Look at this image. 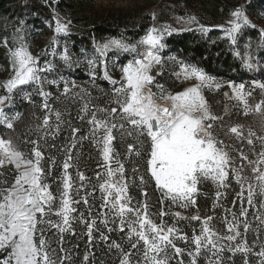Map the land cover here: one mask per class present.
<instances>
[{
    "label": "snow or ice",
    "instance_id": "1",
    "mask_svg": "<svg viewBox=\"0 0 264 264\" xmlns=\"http://www.w3.org/2000/svg\"><path fill=\"white\" fill-rule=\"evenodd\" d=\"M230 16L231 19L228 21L230 27L222 30L235 45L237 34L242 28H256V25L251 23L243 7L233 9ZM152 19L155 20L154 14ZM185 22L198 24L195 16L188 17ZM68 28V24L56 20L57 34H67ZM199 29L204 33L210 30L203 25H200ZM165 32L171 34L168 28L152 27L138 44L113 38L99 44L95 49L99 65H103V79L112 85H118L113 88L112 103L116 107L99 109L104 113L100 118L97 117L96 111H93L88 120L91 126L89 136L79 137V140L90 138L102 157L101 166L105 169L104 175L96 174L97 180L102 181L98 184L101 192V207L106 210L101 223L108 232L118 230L123 233L127 229L125 238L131 249L141 255V260H138L137 264H170L174 257L169 255V249L175 257H182L184 250L176 246L175 239L190 242L194 246L193 250L187 253L191 258L190 264H197V258L205 252L209 254L208 264H224L225 252L233 255L239 252L247 257L252 252V247L248 245L246 237L241 240L238 238L252 230V225L247 219L248 208L244 207L245 201L249 207H256L254 198L257 195L264 198V136H257V133L251 129L245 134L241 125L229 127L226 135L234 136L241 142L246 141L247 145L253 147V151L256 140L261 145V150L255 153V159H250L242 150L240 151V159L246 162L252 173L251 176L244 175L246 165L241 163L236 166L230 152L226 150L229 146L216 136L214 122L221 118L210 111L202 94V88L214 86L219 89L220 84L215 83L197 67L181 64L184 78L195 79L198 81L197 84L175 94L166 93L163 85L159 84H155L158 91H152L154 77L151 73L154 67L162 64L159 53L165 47L162 43ZM259 32L261 46L264 47V29H259ZM18 39L21 41L20 45L10 53L13 75L5 83L0 84L5 90V94L0 95V124L10 130L14 129V121L20 118V113L16 112L9 116L5 106H11L14 96L20 94H23L24 100L31 102V93L26 92L25 87L35 85L38 95L44 97L42 108L46 112L36 129L43 130L47 136L52 134L48 131L52 113L48 97L51 93L43 90V83L47 78L42 76V73L52 71L53 64L51 61H45V65L41 67L39 58L34 57L24 46L23 37L18 36ZM56 43L54 40L50 46L53 57L57 55ZM138 46H145L144 51L138 52ZM110 51L136 54L135 58L128 60L122 66L120 81L112 79L108 73L106 57ZM48 52L49 50L46 49V55ZM60 59L66 66L72 67L73 60L67 48L60 54ZM88 65L92 69L94 80L95 67L99 65L97 61L91 59L88 60ZM244 65L249 70L257 67L251 54L245 58ZM47 82L52 85L58 84L56 80ZM72 86L75 87L74 82ZM229 87L232 88L236 100L243 104L245 115L252 111L264 114V99L254 107H249L252 92L246 93L243 83L230 84ZM255 87L264 91V83L255 84ZM69 92L68 82L64 81L63 95L67 96ZM157 100H162L169 106H162ZM82 111L87 114V106ZM54 114L59 122L61 113L56 111ZM80 119L83 120L84 116ZM55 130L59 131V123ZM79 131L78 128L71 129V143L63 149L66 155L61 165L58 200L51 186L46 182L56 165L55 158H48L49 166L45 169L42 163L45 157L40 150L38 140L28 141L33 148L29 154H25L11 139L0 138V254H2L0 264H70L71 250L63 247V244L65 233L76 234L73 228L74 220L85 226L84 234L88 238L89 247L92 246L93 233L99 230L96 228V220L85 218L83 212L78 216L73 215L77 211L75 205L80 203L88 205L87 195H90H85L81 200H75L72 196L73 180L69 169L73 167V151L78 143ZM117 131L121 133L122 141L126 138L132 139L133 142L127 144L126 155L129 158L144 160L147 173L154 181L156 189L162 194L161 203L170 200L180 208L196 207L199 185L202 181L210 180L217 188L216 202L213 204L215 209L221 197H226L231 173L240 186L236 199L240 201L241 206L238 215L230 209H225L226 214L223 219L227 234L221 235L214 230L211 226L213 217L208 216L201 222L199 234L194 230L189 241L188 236L182 234L175 226L165 227L163 223L153 222L146 203L137 202V205L133 206L132 197L128 195L125 165L120 161V154L114 148L113 142ZM113 161L115 167L112 166ZM132 171L135 174L139 168L134 167ZM5 172L11 173V181L5 176ZM77 178L81 183L75 189V193L79 195L80 190L85 187L84 181L87 178L79 171ZM144 183V177L140 176V184ZM142 195L146 196L147 193ZM235 203L236 200L233 201L234 206ZM262 210H264V202L259 205L254 216L259 225L264 226ZM109 212L114 217L111 223L118 222L116 229L108 227ZM90 213L89 206V215ZM166 214L164 211L160 212L161 217ZM52 216L58 219L53 220ZM175 217L184 219L179 212L175 213ZM191 219L201 221L199 215L192 216ZM241 226L243 233L240 231ZM50 230H55L53 234L57 237L59 251L51 247L49 237L46 236V232ZM256 231L258 232L259 228ZM100 239L107 242L108 236L101 232ZM112 249L120 253V264H132L133 253L125 252L115 241L108 244V250ZM255 254L261 258V264H264V246ZM91 255V252L84 255L85 264H88ZM177 264H183V261L178 260ZM244 264H248L247 259Z\"/></svg>",
    "mask_w": 264,
    "mask_h": 264
},
{
    "label": "trees",
    "instance_id": "2",
    "mask_svg": "<svg viewBox=\"0 0 264 264\" xmlns=\"http://www.w3.org/2000/svg\"><path fill=\"white\" fill-rule=\"evenodd\" d=\"M264 2V0H262ZM252 0H161L155 12L157 20L168 21L174 16L191 15L195 16L198 24L183 31L171 32L164 38L165 48L162 51V64L152 69L154 77L153 92L158 89L155 84L163 85L166 93L175 92L182 88V82L177 78L176 71L181 68V64H191L204 69L212 76L223 78L228 81L246 82L248 92H252L249 98V104L254 107L261 99H264V91L255 87L253 80L257 79L264 83V69L249 70L244 67L242 61L236 55L234 45L231 40L223 34L222 28L218 26L223 18L230 16L233 9L244 5L251 6ZM151 2L146 6H135L129 9H99L97 8V0H0V66L8 70L11 66V50L16 47L12 41L18 36H22L29 26L38 25L43 28V35L55 32L56 20L69 25L68 33L61 34L64 45L68 50L69 55L73 60L71 68L66 66L59 56L52 58V64L55 71V76L58 78L64 76V79L56 80L57 85H49L48 104L52 109L50 114L49 134L45 136L44 131H37L36 126L40 124L46 115L42 108L44 97L32 96L31 102L24 100L22 96L14 97V107L20 113V118L14 123V129L6 128L2 137L11 139L14 145L22 150L25 154H29L33 148L29 140H38L40 150L43 152L45 160L42 162L45 169L48 168V158H55L56 165L52 169V175L48 177L47 183L51 186L54 195H59V187L61 177V165L65 159V149L72 138L71 129L78 128L80 131L77 134V146L73 151V167L69 169L73 180V192L77 200H81L87 194L88 205L83 203L77 204V209L84 210L88 219H95L99 210L97 196H99V187L94 183V178L98 164V158L102 163V157L99 150L91 146L89 139L79 140L81 136H89L90 125L88 120L91 118V113L96 111L98 118L104 115L99 109L116 107L113 100V88L118 85H112L109 81L103 79L101 66L98 62V68L95 73V79L86 70L85 67L79 65L77 54L82 52L84 48L92 47L104 43L106 39H121L127 42H134L141 39L149 30L152 19L150 11ZM178 3H184L192 12L181 9ZM6 19L7 24H2L1 21ZM48 22V23H46ZM52 24V25H51ZM203 25L210 29L206 33L201 32L199 26ZM50 26V27H49ZM14 28V29H12ZM32 28V27H31ZM7 41V44H5ZM129 54L121 53L116 55L110 51L106 59L107 70L112 79L121 80V71H111L110 63L113 60H121V65L127 63ZM50 55L48 52L47 56ZM132 58L136 54L131 55ZM174 58V59H173ZM109 59V61H108ZM85 68V69H84ZM157 73H160L159 75ZM55 79V78H54ZM64 81L68 82L70 92L67 96L63 95ZM74 82L75 87L72 86ZM206 96L213 110L220 114L222 112V104L218 96L211 92H206ZM87 106L88 113L85 114L82 109ZM61 113V119L58 122L55 118V112ZM84 116L81 120L80 117ZM222 121L230 122L228 116H224ZM59 123V131L56 132V125ZM244 125L251 127L256 133L264 134V114L255 111L249 112L245 118ZM114 148L120 154L125 165L126 173H129L133 166L135 157L129 158L126 155V147H122L121 136L115 134ZM97 157V159H95ZM97 163V164H96ZM101 163L99 166H101ZM11 167V166H8ZM82 172L87 178L84 181L85 187L80 190V194L76 195L75 189L79 187L80 181L77 178V172ZM5 176L9 181L12 175L5 172ZM129 192H135L139 198H147L148 195H153L158 198V193L155 189V183L149 176L143 185L140 184V178L134 175L133 181L129 184ZM147 193L146 196L142 193ZM215 191L210 181H202L200 184L199 195L197 196L196 207L187 209L179 208L188 215L199 211L204 217L212 216L216 213L218 206L213 209V204L216 202ZM89 206L91 213L89 215ZM167 211L173 209L169 207L167 201ZM176 208V207H174ZM93 214V215H92ZM96 223V228L98 224ZM191 223L193 220L189 218L179 219V225L182 233L186 234L190 240L193 235ZM196 228V227H195ZM108 236V241H102V247L97 246L92 249V256H99L100 264H109L108 244L112 241L123 244L117 240V235L114 231H103ZM197 234V231H195ZM116 236V237H114ZM117 240V241H116ZM179 247V243H176ZM125 252H131L125 245H121ZM86 251V250H85ZM84 251V252H85ZM81 258L83 259V254ZM203 254V253H202ZM202 254L198 257L197 264L203 263ZM250 254V253H249ZM247 255V257L249 256ZM108 255V259L106 256ZM185 256V255H184ZM224 257V264H230L231 257L229 253ZM236 260H242L243 254L237 252ZM241 256V257H239ZM102 257V260L101 258ZM247 257H243L244 260ZM107 260V261H106ZM244 262V261H243ZM115 264H120V257ZM133 264V262H132ZM240 264V263H239ZM259 264V263H258ZM261 264V263H260Z\"/></svg>",
    "mask_w": 264,
    "mask_h": 264
},
{
    "label": "rangeland",
    "instance_id": "3",
    "mask_svg": "<svg viewBox=\"0 0 264 264\" xmlns=\"http://www.w3.org/2000/svg\"><path fill=\"white\" fill-rule=\"evenodd\" d=\"M153 1L155 3L150 5V11H151L152 15L153 14L155 15L157 5L161 0H97L96 6L99 9H105V10H107V9H114V10L129 9L130 10L131 8H134L135 6H138V7L139 6H146L147 7V4H149ZM178 1H181V0H175V2H178ZM177 5H179L181 7V9H184V10L189 9L188 10L189 12L193 11V9L189 8V6L185 5L184 3H178ZM242 7L244 8L246 14L248 15L251 23L256 25V28H252V27L242 28L241 32L239 34H237V42L234 45V50L236 52V55H237V53H239V55H237V56L242 61L243 65H244L245 58L249 54H251V56L253 57V60L257 64V67L254 68V70L264 69V47L261 46V35L259 32V29H264V2L262 0H252L251 6L244 5ZM190 16L191 15H189V16L188 15L174 16V17L170 18L168 21L162 22V21L157 20V17L155 15V20L151 23L150 28H152V27H156L157 29L168 28L169 32L183 31V30L191 28L195 25V24H189V23L185 22L187 20V18ZM230 19H231V16H227V17L223 18L222 22L220 24H218V26L222 29H226V28L230 27V25L228 24V21ZM1 23L7 24L8 21L6 19H3L1 21ZM46 23H48V22H46ZM31 27L29 26V28L25 31V33L21 37H23L24 46H26L28 48V50L31 52V54L34 57L39 58L40 66L43 67L45 65V61H52L53 56L51 55V52H50V46L53 44L54 40L57 42L55 45L56 51H57L56 56L60 57V54L66 48V45H64L63 37L61 35L62 33L57 34L56 32H54L53 34L48 33L46 35H43L44 30L42 27H40L38 25H34ZM12 29H14V28H12ZM223 34L227 36V33L225 31H223ZM166 35H168V32H165V34L163 35L162 43H164V38ZM108 40L109 39H106L105 42H107ZM139 40L134 41V42H127V41H125V42L131 43V44H138ZM12 41L14 42L16 47H18L21 43V41L18 39V37L14 38ZM249 45H250V47H249ZM97 46L98 45L93 44L92 47L84 48L82 50V52L77 54V56H78L77 58L79 59V65L81 67H85L86 70L91 75H92V69L88 65V60H90V59L95 60V61H97V64H98L99 61H98L97 53L95 52V49ZM144 47L145 46H138L137 51L143 52ZM164 48L160 51V53H159L160 56H162V51L164 50ZM46 49H48L50 52L49 56H47L45 53ZM114 53L116 55H118V54H121L122 52H114ZM132 54H129L128 60L133 59L131 57ZM107 57H108V55H107ZM107 57H106V59H107ZM108 61H109V59H108ZM121 63H122L121 60H118V59L113 60L109 64L111 71H121V68L123 66V65H121ZM184 65H186L188 67H197L199 70L203 71L207 76L212 78V80L215 83H218L221 85V87L219 89H216L214 86L212 88L204 87V88H202V94H203V96H204V98L208 104L210 111L214 115L221 118V119L214 122L215 134L219 139H221L225 142V145L229 146L226 150L230 152L231 156L234 159L235 165L239 166L241 163H244L246 165V162H244L240 159L239 153L241 150L250 159H255V153H258L261 150V145H260L258 140H256L254 143V151H253V147L247 145L246 141L241 142V141L236 140L234 136L226 135L229 127L235 126V125L243 126L245 134L247 133V131L249 129H251V127L249 128V127L244 125V121H245V118L247 115H245V113H244L243 104L236 100L232 88L229 87L230 84L239 85L240 83H243L245 85L244 91L247 93L248 89H247L246 82L228 81V80H225L223 78H218V77L210 75L201 67L191 65V64H184ZM100 66H101V72L103 75V65H100ZM244 67H245V65H244ZM97 68H98V66L95 67V73L97 71ZM175 74H176L177 78L182 82V88L178 91H175V92H169L170 94H175V93L181 92V91L185 90L186 88L194 86L195 84L198 83V81H196L195 79H191V78L185 79L183 74L181 73V68H179ZM12 75H13L12 66H10V68L8 70H5L2 66H0V84L5 83L9 78H11ZM42 76H45L47 78V81L59 80V79L61 80V78L64 79V76H60L58 78L55 76L54 68L50 72L42 73ZM47 81H45L43 83V90L45 92H49L50 83H48ZM259 83H261V81H259L257 79L253 80V84H259ZM25 91L30 92L31 95H34L36 97L40 96L37 93L35 85L26 86ZM208 91L213 93V94H216L218 96L220 103L223 105L222 106V112L220 114L216 113L213 110V108H212V106H211V104H210V102L206 96V92H208ZM4 94H5V90L2 87H0V95H4ZM22 95L23 94H20V95L14 96V97L16 98V97L22 96ZM157 103H159L165 107L169 106L168 104H166L162 100H157ZM249 107H251L250 104H249ZM5 111L8 113L9 116L14 115L16 112H18L17 109L14 107V102L11 106L6 105ZM224 116H228L231 119V121L230 122L222 121ZM16 121H14V123ZM6 128L7 127L5 125L0 124V138H3L2 133ZM116 133H117V135L121 136V133L119 131H117ZM97 135L99 136L100 133H98ZM257 136H264V134L257 133ZM90 141H91V139H90ZM121 142L123 143L121 148H125V147H127L128 143H132L133 141L131 138H126L125 140H123ZM91 146H92V148L95 149L94 151L98 150L93 145L92 141H91ZM95 159H97V157ZM119 159L123 163V159L120 156H119ZM100 163L101 162L98 158V164L96 163L97 165L95 168L99 169V170L96 172V174L100 173L103 176L105 169L102 166H99ZM101 165H102V163H101ZM112 166L115 167V161H113ZM134 167L139 168V171L135 174L132 171V169ZM132 169L129 173H126V179L128 182V187H129L130 182L133 181L134 175H136L139 178H140V176H143L144 180L148 179V181H149V174L146 171L143 159H134ZM244 175H247V176L252 175V173L248 169L247 165L245 168ZM93 181L96 185H98L100 182H102V181L97 180V175L95 176ZM210 183L212 184L213 191H215V194H216V192H217L216 186L211 181H210ZM155 189H156V187H155ZM156 191L158 193L159 201L157 200V198L155 196H153L151 194L148 195L147 198L141 199V198H139V196L135 192L132 191L130 193L129 188H128V195H130L132 197V205L133 206H136L137 202H139L140 204H144V203L147 204V211H148L150 218L153 220V222H155L157 224L163 223V225L165 227L175 226L176 228H178L180 230L181 233H182V229L179 225V218L175 217V213L179 212L181 214V217H184V218H189V217L191 218L192 216L199 215L201 217V221H194L193 220V223H191L192 227L194 226L193 230L197 231V234H199L200 229H201V222L203 221V219L205 217L202 216L199 211H195L192 213V215H188V213H186L182 210H179V208H178L179 206L172 204L170 200H164V202L161 203L162 194L159 190L156 189ZM199 191H200V185H199ZM221 191H224V190L221 189ZM239 191H240V186L235 182L234 178L232 177V175L230 173L229 188L227 189L226 197H221V199L219 201V205H218L219 208H217L216 213L211 216V217H213V219L211 221V226L213 227L214 230H216L221 235L227 234L226 225H225L224 219H223L225 217V214H226L225 209H230V210L236 212L237 215L239 214L241 205H240V201L236 199V193ZM55 196H57V200H58L59 195H55ZM72 196H73V199L77 200L76 198H74V197H76L74 195V193H72ZM214 196L216 198V195H214ZM234 200H236L235 206L233 205ZM97 201H98L97 205L99 206V210L96 214V218L99 220V222L97 223L98 224L97 229H99V230L94 231V233H93L94 241H93L92 246L89 247L88 238L84 234V233H86L85 226L83 224L79 223L78 220L73 221V228L75 229L76 234L71 235V234L65 233V235H64L63 247L71 250L72 260H71L70 264H85L84 260L80 257L81 254L86 250L83 254V257H84V255L86 253L91 252L92 249L99 246V244L102 247L103 243L100 239V234H101V232H103L107 229L101 223V220L104 218L103 214L105 213L106 210L101 207L102 200H101L100 190H99V196H97ZM167 201L169 203V207H173V209H170L169 211H167V208H166ZM262 202H264V198L257 195L254 198V203H255L256 207H249L246 201L244 203V207L248 208L249 214H248L247 219L250 222V224L252 225V230L247 232L245 234V236L238 238V240H241V239L246 237L248 245L250 247H252V252L246 258L248 261V264H258V263L260 264L261 263V258L259 256H257L255 253H258L260 251L261 247L264 246V226L259 225V222L255 219L254 214L256 213L257 209L259 208V205ZM75 207H76L77 211H76V213H73L74 216H78L79 213H81V212H83L86 215L84 210L80 209V207L78 209H77L76 205H75ZM174 207H176V208H174ZM161 211H164L167 214L164 215L163 217H161V215H160ZM262 211H264V210H262ZM85 218H87V217L85 216ZM51 219L57 220L58 218L56 216H52ZM108 219H109L108 227L116 229L118 222H117V224L111 223V220L114 219V217H112L110 212L108 214ZM229 219H231L230 216H229ZM257 228H259L258 232L256 231ZM54 231L55 230H50V231L46 232V236L49 237L51 247L56 248L57 251H59V245L57 243V237L53 234ZM240 231L243 233V227L242 226L240 228ZM114 232L116 233L115 235H117V237H118L117 240H119L123 243L121 245H125L126 247H128L130 249L129 251H131V253H133V255H132L133 264H137V261L141 260V255L137 254L136 250L131 249L129 242L125 238L127 235V229H125V232H123V233L118 231V230H114ZM114 237H116V236H114ZM189 241H190V238H189ZM175 243H179V248L184 250L185 256L183 255L182 257H175L172 250L169 249V255L174 257L170 261V264H177L178 260H182L183 264H190L191 258L187 255V253L189 251H192L194 246L190 242H185V241L180 240V239H175ZM109 253H110L109 259L111 262L109 264H115L117 262V259H119V257H120V253L116 249H112L111 251H109ZM228 253H229V256L231 257L230 264H239V263L244 264L243 261H245L244 260L245 256H242V260H238V262H235L236 257L232 253L225 252L223 254V256L227 258L226 254H228ZM92 255L89 257L88 264H100V262L98 261L99 256H97V255L92 256ZM208 255L209 254L206 252L203 253L201 256L203 260H199V261H203V263L208 264V259H207ZM0 256H2V254H0ZM239 257H241V256H239ZM100 258L102 260V257H100ZM106 258L108 259V255L106 256ZM197 261H198V258H197Z\"/></svg>",
    "mask_w": 264,
    "mask_h": 264
}]
</instances>
